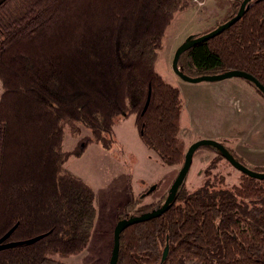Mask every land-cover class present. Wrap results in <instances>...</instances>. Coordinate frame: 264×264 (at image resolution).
I'll return each mask as SVG.
<instances>
[{"label": "trees", "instance_id": "trees-1", "mask_svg": "<svg viewBox=\"0 0 264 264\" xmlns=\"http://www.w3.org/2000/svg\"><path fill=\"white\" fill-rule=\"evenodd\" d=\"M193 1L0 0V237L13 228L6 242L14 243L0 249V264H66L86 247L95 194L63 166L89 144L110 149L118 118L133 115L144 146L181 167L183 102L156 61L167 27ZM241 1L230 0L205 33ZM178 67L189 76L244 71L264 86V0H250L237 21L185 50ZM66 122L90 132L71 150L62 147ZM223 184L214 175L189 191L184 178L164 212L121 231L116 264H264V179L240 172L236 184ZM127 190L118 220L155 210L168 193L141 204L144 192L134 194L129 179Z\"/></svg>", "mask_w": 264, "mask_h": 264}, {"label": "rangeland", "instance_id": "rangeland-1", "mask_svg": "<svg viewBox=\"0 0 264 264\" xmlns=\"http://www.w3.org/2000/svg\"><path fill=\"white\" fill-rule=\"evenodd\" d=\"M208 1L194 0L191 7L174 16L165 31L162 48L158 51L156 70L180 90L183 110L179 136L184 142L185 152L195 141L218 130L220 136L209 139L223 144L242 158L247 167L255 169L264 166V105L260 103L259 107L255 95L243 96V104L248 106L244 111H241L243 108L236 101L231 103L223 98L220 104L213 96H216L214 93L224 91L219 90L222 87L216 84L232 78L192 83L181 79L171 67L173 54L183 41L205 33L226 16L227 13L220 15L208 10L206 12ZM218 1L216 4L210 3L215 6L216 12L226 4V0ZM1 91L0 86V94ZM260 99L264 100L261 96ZM133 120L134 116L131 115L115 121L113 128L116 142L110 149L104 150L97 144H89L81 155H71L64 163L65 172L83 179L92 187L96 208L88 244L78 254L63 258L66 264H108L118 213L129 198L128 179L134 194L144 192L141 204H149L169 191L180 170V166L163 164L152 150L144 146ZM89 133V129L80 124L66 122L63 149H73L77 141ZM215 159L216 166L211 168V161ZM214 175H222L223 185L230 187L238 182L240 171L212 150L211 146L197 148L185 177L187 189H196ZM186 264L195 262L188 261Z\"/></svg>", "mask_w": 264, "mask_h": 264}, {"label": "water", "instance_id": "water-1", "mask_svg": "<svg viewBox=\"0 0 264 264\" xmlns=\"http://www.w3.org/2000/svg\"><path fill=\"white\" fill-rule=\"evenodd\" d=\"M249 1L250 0H242L239 7H238L236 14L233 17H231L229 20H227L226 22L219 24L216 28L212 29L211 31H209L207 33H204V34L199 35L197 37H190V38H187L185 41H183L176 48V50L173 54L172 61H171V67H172V70L174 71V73L176 75H178L181 79L188 81V82H192V83H197V82H201V81H218V80H222V79H226V78H243V79H246V80H249L250 82H252L256 86V88L264 95V86L255 77H253L252 75H250L244 71L231 70V71H226V72L219 73V74L189 76V75L183 73L178 67V59H179L180 55L185 50H187L189 47H191V46H193V45H195L201 41H204L210 37H213L214 35L220 33L222 30H224L225 28L230 26L232 23L237 21L241 17V15L243 14V11L246 7V4ZM201 146H211V147L216 148L222 154V156L233 167L238 169L241 173H244L248 176H251V177H254L257 179H264V172H257L255 170H253L252 168H249L246 165L239 162L223 144H221V143H219L213 139H209V138L208 139L203 138V139H199V140L195 141L193 144H191L189 146V148L185 152L184 162L181 165L180 170H179L176 178L172 182L170 189H169L163 203L158 208H156L155 210H152L150 212H146L144 214L135 215V216H131L129 218L117 220V222L114 226V229H113V242H112V249H111V254H110L108 264H116L117 263L118 249H119V237H120L121 231L124 228H126L127 226H129L133 223L143 221V220H147V219H150L152 217H156L168 208L169 204L171 203V201L173 200V198L176 194L178 187L180 186V184L182 183V181L184 180V178L188 172V169L191 165L192 155H193L194 151ZM12 229L13 228H11L2 237H0V249L14 245V243H12V242H6V239L9 235V233L12 231ZM41 237L42 236L39 235V236H36L30 240H27L26 242L36 241L37 239H39ZM17 243H22V242H17ZM163 255H165V252Z\"/></svg>", "mask_w": 264, "mask_h": 264}, {"label": "crops", "instance_id": "crops-1", "mask_svg": "<svg viewBox=\"0 0 264 264\" xmlns=\"http://www.w3.org/2000/svg\"><path fill=\"white\" fill-rule=\"evenodd\" d=\"M211 2L216 4L219 1L218 0H209L207 2L208 9L206 8V12L208 10V12H211V13L214 12V14L215 13H219L220 15L221 14L225 15L230 9V4H231L230 0H226V4L222 5L223 7L220 8L218 10V12H216L217 9L215 8L214 5H210ZM239 79L240 78H232V80H226L225 82H219V84H216V85H218L217 87H222L219 90H223L224 93L223 92L214 93V95H216V96H213V98L214 99H218L220 104L222 103V100L224 101L223 98H225V100L227 102H231V103L233 101H236V102L241 104V106L243 108L241 111H244V110H246V108L248 106L247 107L244 106L243 103L245 102L244 101L245 99L243 100V96L246 98L247 96L255 95L256 99H258V101H259V103H258L259 107H260V103L263 106L264 105V102H263L264 100L260 99V96H258L259 94H257L254 90H252V87L249 84L247 85V83L245 81H242V80H239ZM230 90H233L234 92H232ZM232 96H235V97H232ZM238 99H239V101H238ZM190 110H198V109H192L191 108ZM260 133L263 135V130L262 129H261ZM218 136H220L219 135V131L218 130H214V131L211 132V134L205 135V136H203L201 138H216Z\"/></svg>", "mask_w": 264, "mask_h": 264}, {"label": "built area", "instance_id": "built-area-1", "mask_svg": "<svg viewBox=\"0 0 264 264\" xmlns=\"http://www.w3.org/2000/svg\"><path fill=\"white\" fill-rule=\"evenodd\" d=\"M197 1V0H196ZM198 3H202L201 1H199Z\"/></svg>", "mask_w": 264, "mask_h": 264}]
</instances>
